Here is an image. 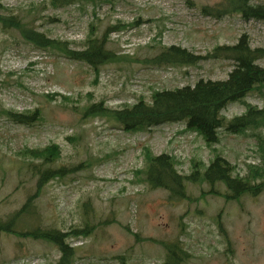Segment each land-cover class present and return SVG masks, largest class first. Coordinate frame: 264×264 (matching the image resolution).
<instances>
[{"label": "rangeland", "instance_id": "1", "mask_svg": "<svg viewBox=\"0 0 264 264\" xmlns=\"http://www.w3.org/2000/svg\"><path fill=\"white\" fill-rule=\"evenodd\" d=\"M220 2L82 0L55 7L52 0H0V13L18 15L50 38L73 42V49L80 48L77 43L85 39L91 23L101 34L116 20L137 22L111 32L107 43L108 49L136 59L155 55L158 42L205 55L217 45L233 44L241 33L248 34L252 47H264L263 22L244 20L238 14L221 18L202 14V7ZM252 2L264 4V0ZM257 63L264 67V59ZM231 69V61L221 58L169 67L122 60L101 66L96 74L85 63L38 49L17 30L0 26V110L39 108L42 117L24 125L0 113V220H7L35 190L36 176L26 164L30 157L21 151L56 143L60 157L55 166L76 167L88 160L91 164L49 180L34 200L35 209L19 218L16 227L66 231L80 225L83 216L94 224L111 220L89 236L71 241L77 247L73 264H162V247L152 241L135 242L132 232L155 240L178 238L189 253L183 264H264V189L228 200L225 195L231 191L221 182H188L190 200H176L169 198L167 190L150 188L135 175L143 165L141 150L146 145L154 154L175 156L181 174H189L194 162L208 164L216 152L244 176L246 164L264 168L259 150L264 143L259 145L253 136L258 131L230 134L221 128L219 142L209 146L184 123L129 133L106 116L81 114L86 105L100 101L104 108L114 109L134 103L139 96L148 101L153 90L192 86L199 79L223 80ZM244 99L258 107L263 104L256 92ZM244 111L242 103L234 102L221 114L230 119ZM260 131L264 137V128ZM211 188L214 193L197 199ZM58 255L47 242L0 232V264H50Z\"/></svg>", "mask_w": 264, "mask_h": 264}, {"label": "trees", "instance_id": "2", "mask_svg": "<svg viewBox=\"0 0 264 264\" xmlns=\"http://www.w3.org/2000/svg\"><path fill=\"white\" fill-rule=\"evenodd\" d=\"M82 0H52L55 7L78 3ZM94 1V0H93ZM112 2L111 0H106ZM253 0H221L214 6H204L201 12L205 16L221 18L225 15L238 14L244 20H258L264 23V4L253 3ZM95 4V3H94ZM1 6V5H0ZM5 9V8H4ZM95 15V12L93 13ZM137 25V22L127 23L116 20L108 24L101 34H96L93 23L83 41L77 43L80 48L73 49V42L61 41L50 38L43 32L12 13H0V26L14 29L19 32L22 39L34 47L50 52L57 51L72 61L85 63L98 74L101 66L109 63L126 61H139L152 67L196 65L207 59H225L232 63V69L227 78L223 80L199 79L194 85H184L172 89H157L150 94V100L143 96L132 103H123L118 108L109 109L102 106V102L86 105L81 109L82 115L106 116L113 124L123 131L137 133L149 130L166 123H184L185 128L199 134L207 145L219 142V129L230 134H241L247 130L263 145L264 137L260 129L264 128V67L257 62L264 59V47H252L248 34L241 33L233 44L217 45L205 55L196 54L179 45H162L158 42V52L149 57L136 59L133 55L118 54L107 48L109 34L121 32L128 27ZM250 92H256L262 99L261 107L245 101ZM58 95V94H55ZM63 98H68L62 95ZM70 100V98H69ZM240 102L245 106V111L240 114L225 118L221 111L230 103ZM8 120L24 125H33L41 120L39 108L22 112L11 109H1ZM264 154V146L259 147ZM143 165L136 170L135 175L150 188H163L167 190L170 199H188L186 184L208 183L214 185L221 182L231 192L226 194L228 200L239 198L242 194L250 192L258 194L264 189V168L259 165L246 164L247 173L239 175L235 165L216 153L208 164L202 161L194 162L189 174L178 172L176 165L179 161L168 153L154 154L148 146L142 147ZM21 154L29 156L26 161L29 170L36 176L35 190L28 195L19 209L13 212L7 220H0V232L14 234L18 237H28L41 240L53 245L58 251V258L50 264H73L76 260L77 247L72 245V240L89 236L98 227H103L111 220L106 219L96 224L91 223L83 216L80 225L69 230L34 226L30 230L17 229L16 222L29 210H34V200L40 196L45 184L54 178H62L68 172L77 168L88 167L91 162L82 161L78 166H55L60 157V147L51 143L42 148L25 147ZM37 160V161H36ZM214 193L211 188L207 193L202 192L197 199H204L205 195ZM90 203H84L89 206ZM85 214V213H84ZM220 226V231L229 243L226 231ZM129 231L128 227H124ZM130 232V231H129ZM135 242L152 241L159 244L164 251L162 264H183L189 256L178 238L173 240H155L142 238L136 232L131 233Z\"/></svg>", "mask_w": 264, "mask_h": 264}]
</instances>
